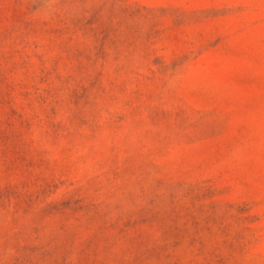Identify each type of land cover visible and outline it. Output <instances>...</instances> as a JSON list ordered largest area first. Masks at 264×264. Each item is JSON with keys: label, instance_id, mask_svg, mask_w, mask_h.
<instances>
[{"label": "rangeland", "instance_id": "374dc122", "mask_svg": "<svg viewBox=\"0 0 264 264\" xmlns=\"http://www.w3.org/2000/svg\"><path fill=\"white\" fill-rule=\"evenodd\" d=\"M0 264H264V0H0Z\"/></svg>", "mask_w": 264, "mask_h": 264}]
</instances>
